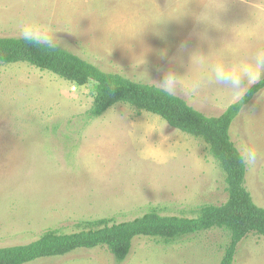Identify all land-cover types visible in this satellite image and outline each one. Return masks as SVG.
<instances>
[{"label":"rangeland","instance_id":"rangeland-1","mask_svg":"<svg viewBox=\"0 0 264 264\" xmlns=\"http://www.w3.org/2000/svg\"><path fill=\"white\" fill-rule=\"evenodd\" d=\"M81 3L0 0V36L19 37L25 23H35L57 32L60 46L106 68L126 70L134 79L135 72L146 71L159 83L173 72L186 90L184 98L213 116L237 98L215 83L212 65L241 61L244 52L264 42V25L247 29V6L207 0L202 16L214 24L200 20L170 60L157 67L113 64L88 54L82 44ZM95 88L94 82L77 86L29 63H0V247L32 242L47 229L78 231L83 220L122 222L153 206L165 215L194 216L204 204L227 201L225 173L203 139L136 107L128 111L122 103L89 118ZM144 123L164 127L149 132L146 142L152 146L138 152L144 143L130 141L128 127L140 136ZM230 133L243 157L255 155L247 163L246 185L264 207V89L234 120ZM229 241V231L215 227L170 243L137 237L123 261L101 245L27 264H220ZM234 264H264V235L249 233Z\"/></svg>","mask_w":264,"mask_h":264},{"label":"trees","instance_id":"trees-1","mask_svg":"<svg viewBox=\"0 0 264 264\" xmlns=\"http://www.w3.org/2000/svg\"><path fill=\"white\" fill-rule=\"evenodd\" d=\"M18 62L52 72L77 86L96 83L94 100L87 111L89 118L100 117L124 102L160 116L173 128L203 139L225 173L228 199L220 205L204 204L194 216L165 215L153 206L132 220L115 222L113 218L103 217L80 221L78 231L47 229L32 242L0 247V264H27L101 245L118 261H123L130 255L137 237H154L170 243L215 227L230 233L220 264H234L238 245L249 233L264 235V207L254 201L246 185L247 163L230 133L234 120L264 89V78L260 84L250 86L241 101L237 100L222 114L213 116L197 109L185 98L168 97L152 86L133 83L134 78L128 76L126 70L106 68L65 47L50 51L19 37L0 36V63Z\"/></svg>","mask_w":264,"mask_h":264},{"label":"crops","instance_id":"crops-1","mask_svg":"<svg viewBox=\"0 0 264 264\" xmlns=\"http://www.w3.org/2000/svg\"><path fill=\"white\" fill-rule=\"evenodd\" d=\"M206 1L82 0V44L88 54L97 53L113 64L157 67L170 60L194 32ZM234 1V6L249 8L247 29H262L264 0Z\"/></svg>","mask_w":264,"mask_h":264},{"label":"clouds","instance_id":"clouds-1","mask_svg":"<svg viewBox=\"0 0 264 264\" xmlns=\"http://www.w3.org/2000/svg\"><path fill=\"white\" fill-rule=\"evenodd\" d=\"M199 19L205 22L213 23L210 19L204 18L201 14ZM19 38L23 39L29 44L50 51L56 50L62 43L60 38L57 36V32L48 31L42 27H39L35 23H25L21 27ZM196 56L201 60L204 57L203 55L199 54ZM211 72L216 84L223 86V89L233 93L237 100L241 101L249 86L258 83L260 84L262 78H264V42L257 43L248 51L241 61L231 63L218 61L214 63L212 65ZM135 73L136 78L132 81L135 84L152 86L161 94L168 97L184 98L186 96V90L183 88L179 79L180 76H177L173 72H169L164 77L162 82L159 83L153 81L148 76L146 71ZM122 103L124 104L126 110L133 111L132 106L129 107L126 106L124 102ZM118 116L122 121V117L120 115ZM142 127L144 132L140 136H134L133 130L128 127L130 141H139L144 143V147L138 152H143L147 147L152 146L146 142L147 134L153 130L160 131L164 126L160 129L148 128L144 123ZM164 139L167 138L165 137ZM243 159L245 163L250 164L255 160V155L249 153L243 157Z\"/></svg>","mask_w":264,"mask_h":264}]
</instances>
